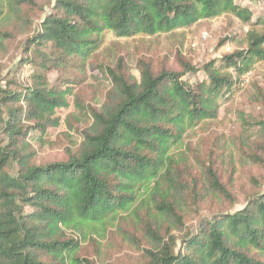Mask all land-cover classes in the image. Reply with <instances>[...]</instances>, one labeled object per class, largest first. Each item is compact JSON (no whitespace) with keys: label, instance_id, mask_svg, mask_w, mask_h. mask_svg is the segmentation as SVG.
Wrapping results in <instances>:
<instances>
[{"label":"trees","instance_id":"16d2710c","mask_svg":"<svg viewBox=\"0 0 264 264\" xmlns=\"http://www.w3.org/2000/svg\"><path fill=\"white\" fill-rule=\"evenodd\" d=\"M49 1L45 10L37 0H0V52L12 45L18 67L32 69L19 85L0 65V264H99L100 242L91 240L93 253L80 256L82 231L76 238L65 228L99 225L103 241L129 210L141 232L131 240L141 253L138 264H264L263 186L249 177L256 188L242 207L192 232L187 225L207 195L235 204L219 176L224 146L216 153V135L209 146L201 139L187 145L188 153L170 154L188 131L216 122L252 65L264 62V14L254 17L233 0ZM227 14L250 26L244 48L200 66L180 60L178 71L155 69L144 55L135 76L119 54L98 60L106 32L151 39ZM18 36L24 38L16 42ZM50 71L60 74L53 84ZM90 78L108 84L98 108L80 95ZM72 106L86 123L79 147L66 160L36 164L27 140L60 128ZM244 124L251 133L236 161L264 174V118ZM201 149L198 158L193 153ZM193 159L198 175L185 180L178 166L188 173ZM225 159L235 166L231 154ZM147 180L148 200L139 201Z\"/></svg>","mask_w":264,"mask_h":264},{"label":"rangeland","instance_id":"374dc122","mask_svg":"<svg viewBox=\"0 0 264 264\" xmlns=\"http://www.w3.org/2000/svg\"><path fill=\"white\" fill-rule=\"evenodd\" d=\"M236 5L246 7L253 12L254 17L264 14V0L253 2L252 0H233ZM49 0H37L39 6L45 7ZM250 30V26L242 24L232 15H224L214 20H202L188 29H180L171 34H161L157 37L148 39L146 37H136L134 39H117L111 32L105 33L104 45L98 52L99 62H112L114 56L119 54L124 57L129 69L137 76L135 71V62L138 58L149 55L152 56L154 67L159 68L162 65L168 69L180 70V60L191 62L194 66H200L210 60H216L224 55H230L235 51H240L245 46V35ZM24 36H18L16 42L22 40ZM225 43L220 46V42ZM5 53V54H2ZM20 52H16L12 45L0 52V65L2 74L6 78L15 79L16 83L23 85L27 83L28 76L31 74L29 66L18 67ZM60 76L55 71L49 72V81L53 84ZM95 76V75H93ZM200 78V76H199ZM260 88L262 99L254 95V86ZM108 84L101 79L90 78L80 89V95L86 104L98 108ZM76 93V91H75ZM74 100V97L71 101ZM67 114L69 116L67 117ZM64 123L60 128L47 132L45 135L34 133L27 143L30 150L34 152V162L38 165L52 161L66 160L68 152H75L82 140L81 133L84 130V124L74 113V107L63 114ZM264 118V62H257L252 65L248 74L242 78L239 90L229 99L228 103L219 111V117L216 122L206 124L194 130L188 131L185 137L177 145L171 147L170 154L176 156L187 152L188 144L196 147L201 139L203 146L212 144V137L218 136L216 141V153L222 152L220 148L223 145V154L219 162L217 161L219 176L221 181L226 184L232 193L235 204L228 201L207 195L204 202L200 205L199 215L190 218L187 225L188 230L194 232L195 229L203 225L207 220H211L215 215L232 212L240 208L246 202L247 197L255 191L256 186L248 179L253 176L264 188V174L251 165L240 166L236 158L240 156L242 143L246 136L251 132L245 131L246 121ZM252 127V125H251ZM244 132V133H243ZM244 134V136H243ZM202 146V147H203ZM188 153V152H187ZM204 151L195 150L194 155L198 158L204 157ZM229 154L235 158L234 164L227 165L225 159ZM188 173L182 165L178 169H183V178L191 179V176L198 175V163L195 159L191 160ZM153 183L147 180L141 184L137 193L138 200H148V195ZM145 205V209H146ZM148 209V207H147ZM144 211V210H142ZM130 212V210H129ZM129 212L121 213L117 218L116 225L108 226L109 235L106 240H99L95 232H101L99 225H91L86 222L83 224H71L65 228L69 236L79 238L76 229L82 231L80 236V249L78 255L86 256L93 253L94 244L91 240L100 242L99 249L101 256L96 261L99 264H138L141 259L140 251L131 244L133 237L137 239L141 236L139 228L135 225V219ZM123 233V234H122ZM130 238L129 241L126 239ZM141 244L145 243L138 241Z\"/></svg>","mask_w":264,"mask_h":264}]
</instances>
